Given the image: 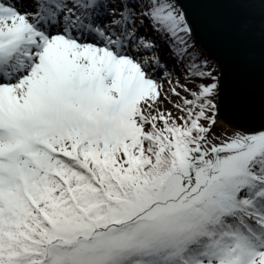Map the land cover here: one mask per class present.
Listing matches in <instances>:
<instances>
[{
    "label": "snow or ice",
    "instance_id": "snow-or-ice-1",
    "mask_svg": "<svg viewBox=\"0 0 264 264\" xmlns=\"http://www.w3.org/2000/svg\"><path fill=\"white\" fill-rule=\"evenodd\" d=\"M0 264H264V0H0Z\"/></svg>",
    "mask_w": 264,
    "mask_h": 264
}]
</instances>
